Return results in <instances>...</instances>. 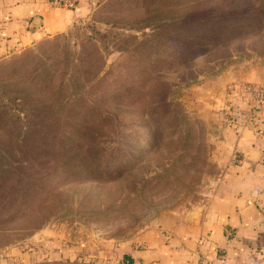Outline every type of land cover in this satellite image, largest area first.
<instances>
[{"label":"rangeland","instance_id":"1","mask_svg":"<svg viewBox=\"0 0 264 264\" xmlns=\"http://www.w3.org/2000/svg\"><path fill=\"white\" fill-rule=\"evenodd\" d=\"M221 76L264 87V0H99L0 59V264H103L200 205Z\"/></svg>","mask_w":264,"mask_h":264},{"label":"crops","instance_id":"2","mask_svg":"<svg viewBox=\"0 0 264 264\" xmlns=\"http://www.w3.org/2000/svg\"><path fill=\"white\" fill-rule=\"evenodd\" d=\"M98 1L80 0L68 9L43 0H0V59L70 31L92 16ZM225 77L212 88L222 126L211 191L195 208L161 216L136 240L114 248L103 264H196L218 255L230 264H264V110L247 113L240 91L226 97L234 79ZM228 112L239 115L237 123L229 122Z\"/></svg>","mask_w":264,"mask_h":264},{"label":"built area","instance_id":"3","mask_svg":"<svg viewBox=\"0 0 264 264\" xmlns=\"http://www.w3.org/2000/svg\"><path fill=\"white\" fill-rule=\"evenodd\" d=\"M49 6L54 7H64L68 9H76L78 7L80 0H43ZM232 94L240 91L248 101L247 113L260 114L264 110V87L260 84L244 83L240 85H235L232 88ZM234 92V93H233ZM231 94V95H232ZM238 116L232 114L229 119L231 124L237 123ZM262 119V118H261ZM196 264H230L225 261L222 255H218L216 258H203ZM243 264V263H242Z\"/></svg>","mask_w":264,"mask_h":264},{"label":"trees","instance_id":"4","mask_svg":"<svg viewBox=\"0 0 264 264\" xmlns=\"http://www.w3.org/2000/svg\"><path fill=\"white\" fill-rule=\"evenodd\" d=\"M229 116L231 117V116H232V114L228 112V118H230ZM219 254H221V253H219Z\"/></svg>","mask_w":264,"mask_h":264}]
</instances>
